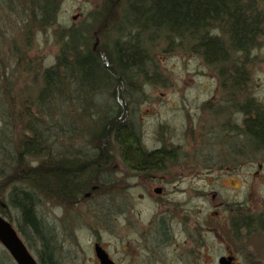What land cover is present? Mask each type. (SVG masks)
Returning <instances> with one entry per match:
<instances>
[{
	"label": "trees",
	"instance_id": "16d2710c",
	"mask_svg": "<svg viewBox=\"0 0 264 264\" xmlns=\"http://www.w3.org/2000/svg\"><path fill=\"white\" fill-rule=\"evenodd\" d=\"M61 1L0 0V214L38 237L39 264H59L51 230L41 235L42 199L69 206L106 189L117 161L134 174L176 162V146L146 149L131 120L133 95L158 79L159 54L201 57L224 92L204 109L245 147L264 146V108L247 93L264 0H96L70 26L56 24ZM54 25L59 49L47 63L33 48Z\"/></svg>",
	"mask_w": 264,
	"mask_h": 264
},
{
	"label": "rangeland",
	"instance_id": "374dc122",
	"mask_svg": "<svg viewBox=\"0 0 264 264\" xmlns=\"http://www.w3.org/2000/svg\"><path fill=\"white\" fill-rule=\"evenodd\" d=\"M95 1L62 0L56 24L70 26L84 21L85 15L94 7ZM54 27L56 26H52L46 33H38V40L33 48L35 54L46 56L47 63L54 61L59 49L53 35ZM249 57L247 93L257 103L264 105V32L258 38ZM158 63L161 66L158 79L155 82L142 83L136 95H133L131 120L135 129L139 130L143 147L152 149L162 145L167 148L176 146L177 160L176 162L167 160L162 168L152 169L147 174L140 172L134 174L132 170H127L125 164L117 161L114 166L116 170L104 173L108 180L106 189L87 194L85 198H80L69 206L42 199L38 205V213L47 228L41 229V235L47 237L50 234L49 229L51 230L52 253L59 264L92 263L91 243L96 216L101 219L97 223L100 224L102 238L112 244L110 248L116 247L113 249L116 250V256L120 257L118 243L121 242L123 215L121 207L125 194L134 196L133 200L137 202L136 195L140 192L155 194L152 188L158 183L165 185L166 195L173 193L194 196L197 195L196 190H205L208 192L209 200L215 191L218 194L244 195L250 190L253 178L249 174L242 177L241 172L247 173V170H253L255 165L242 166V170L239 171L231 167L232 165L227 170L218 169V164L236 161L233 160L234 149L244 148L245 155L236 158L245 164L249 162L246 158L247 153H252L250 147L242 145L237 137L222 131L224 123L222 117H213L209 110L204 109L205 102L220 99L223 95L221 76L207 66L201 57L192 53H161L158 55ZM17 73L18 70L14 67L11 78L15 79L14 74ZM18 80L23 78L19 77ZM234 111L233 115L238 114V118H241L242 112ZM221 134L231 137L228 144L222 142L224 138ZM74 146L77 147V143ZM75 147L71 148L70 152H74ZM178 163L189 165L191 168L187 167L184 170ZM181 177L183 180L178 183V188L168 181ZM256 183L261 185L262 181L256 178ZM238 185H241L239 190L235 189ZM144 201V211L152 210L153 205L149 198ZM136 205L138 207V204ZM212 207L209 203L211 213L214 210ZM208 220L210 225H217L213 215H210ZM12 223L18 230L16 223L13 221ZM18 233L39 262L41 242L38 237L27 232L25 239L19 230ZM5 254L7 251L0 243V262L16 264L12 258L7 260Z\"/></svg>",
	"mask_w": 264,
	"mask_h": 264
},
{
	"label": "flooded vegetation",
	"instance_id": "af4514ba",
	"mask_svg": "<svg viewBox=\"0 0 264 264\" xmlns=\"http://www.w3.org/2000/svg\"><path fill=\"white\" fill-rule=\"evenodd\" d=\"M230 123L239 127V121ZM250 151L252 153L246 155L247 164L236 158L241 155L240 147L232 152L234 163L218 164L219 170H227L232 165L238 171L242 166L255 165L253 170L241 172L242 177L249 174L253 178L249 192L244 195L218 194L215 191L210 200L205 190H196L197 195L194 196L166 195L162 183L153 186L155 194L140 192L136 195L137 202L133 200L134 196L125 194L121 207V242L118 243L120 257L113 249L116 247L110 248L112 244L102 238L100 224L97 223L101 219L96 216L91 264H109L102 262L96 245L105 251L111 264H264V146L250 147ZM178 164L184 170L191 168ZM256 178L262 181L261 185L256 183ZM182 180L181 177L168 181L178 188ZM240 188L238 185L235 189ZM146 198L153 205V209L147 212L144 211ZM209 203L214 208L212 213ZM210 215L217 225L209 224Z\"/></svg>",
	"mask_w": 264,
	"mask_h": 264
},
{
	"label": "water",
	"instance_id": "95a60500",
	"mask_svg": "<svg viewBox=\"0 0 264 264\" xmlns=\"http://www.w3.org/2000/svg\"><path fill=\"white\" fill-rule=\"evenodd\" d=\"M156 190L159 188L156 187ZM0 243L17 264H39L12 221L2 214H0ZM96 251L103 263L111 264L105 251L99 245H96Z\"/></svg>",
	"mask_w": 264,
	"mask_h": 264
},
{
	"label": "bare ground",
	"instance_id": "6f19581e",
	"mask_svg": "<svg viewBox=\"0 0 264 264\" xmlns=\"http://www.w3.org/2000/svg\"><path fill=\"white\" fill-rule=\"evenodd\" d=\"M231 183V182H230ZM238 183V182H237ZM233 184H235V182L233 183Z\"/></svg>",
	"mask_w": 264,
	"mask_h": 264
}]
</instances>
